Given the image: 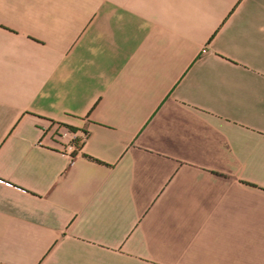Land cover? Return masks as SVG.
<instances>
[{
    "label": "crops",
    "instance_id": "obj_1",
    "mask_svg": "<svg viewBox=\"0 0 264 264\" xmlns=\"http://www.w3.org/2000/svg\"><path fill=\"white\" fill-rule=\"evenodd\" d=\"M0 264H264V0H0Z\"/></svg>",
    "mask_w": 264,
    "mask_h": 264
},
{
    "label": "built area",
    "instance_id": "obj_2",
    "mask_svg": "<svg viewBox=\"0 0 264 264\" xmlns=\"http://www.w3.org/2000/svg\"><path fill=\"white\" fill-rule=\"evenodd\" d=\"M70 132L68 131V130H65V132L63 133L65 136H67L68 134H69ZM75 137L72 139V140H70V141H68V142H66V144H65V150H66V152H68L69 154H72V153H74L76 150H77V146H76V144H75Z\"/></svg>",
    "mask_w": 264,
    "mask_h": 264
},
{
    "label": "trees",
    "instance_id": "obj_3",
    "mask_svg": "<svg viewBox=\"0 0 264 264\" xmlns=\"http://www.w3.org/2000/svg\"><path fill=\"white\" fill-rule=\"evenodd\" d=\"M69 127V126H68ZM72 131H75V128L73 127H69ZM84 134H87L86 132ZM75 142H76V145H79V142H80V139L79 138H76L75 139Z\"/></svg>",
    "mask_w": 264,
    "mask_h": 264
}]
</instances>
